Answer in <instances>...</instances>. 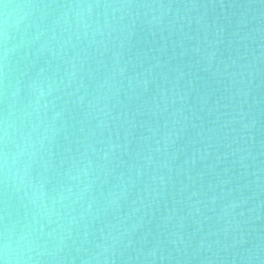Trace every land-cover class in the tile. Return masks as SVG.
<instances>
[{"label":"water","instance_id":"water-1","mask_svg":"<svg viewBox=\"0 0 264 264\" xmlns=\"http://www.w3.org/2000/svg\"><path fill=\"white\" fill-rule=\"evenodd\" d=\"M0 264H264V0H0Z\"/></svg>","mask_w":264,"mask_h":264}]
</instances>
